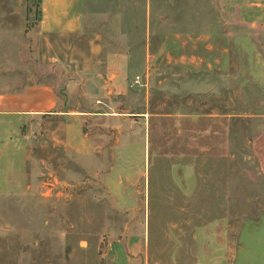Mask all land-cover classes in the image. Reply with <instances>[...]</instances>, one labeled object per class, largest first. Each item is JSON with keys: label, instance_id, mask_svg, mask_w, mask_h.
Returning <instances> with one entry per match:
<instances>
[{"label": "rangeland", "instance_id": "obj_1", "mask_svg": "<svg viewBox=\"0 0 264 264\" xmlns=\"http://www.w3.org/2000/svg\"><path fill=\"white\" fill-rule=\"evenodd\" d=\"M0 264H264V0H0Z\"/></svg>", "mask_w": 264, "mask_h": 264}, {"label": "crops", "instance_id": "obj_2", "mask_svg": "<svg viewBox=\"0 0 264 264\" xmlns=\"http://www.w3.org/2000/svg\"><path fill=\"white\" fill-rule=\"evenodd\" d=\"M59 99L49 85H30L21 90H0V129L10 119H23L56 109Z\"/></svg>", "mask_w": 264, "mask_h": 264}]
</instances>
